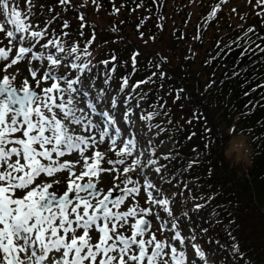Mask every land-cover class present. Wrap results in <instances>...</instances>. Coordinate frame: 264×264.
Listing matches in <instances>:
<instances>
[{
    "label": "snow or ice",
    "instance_id": "snow-or-ice-1",
    "mask_svg": "<svg viewBox=\"0 0 264 264\" xmlns=\"http://www.w3.org/2000/svg\"><path fill=\"white\" fill-rule=\"evenodd\" d=\"M59 2L68 4V0ZM249 5L264 21V0H249ZM25 6L26 11H21L16 0H0V31L7 26L9 42L14 41L7 50L0 47V63L4 64L7 73V69L17 65L18 61L27 59L33 62L29 71L35 81V87H32L26 78L17 87L14 84L17 74H5L0 79V264H196L195 257H199L201 264H215L213 254L197 243L195 230L185 236L180 227L185 220L190 223V214L205 205L195 203L183 209V215L174 214L175 197L182 194H164L148 175L150 168L158 175L163 173L167 165H160L159 160H171L173 156L155 157L150 144L141 150L135 138H122L119 127L115 128L114 136L110 135L109 126L116 124L114 115L107 110L97 113L96 103L91 100L87 104L90 114L100 115L103 127L85 114V110L78 106L79 97L81 93L84 97L89 96L95 78L90 79L85 89L83 77L93 71L97 76L101 75L99 64L89 59L88 47H77V41L67 44L68 33L48 37L47 43L41 45L40 41L48 34L34 30L29 19L34 15L35 0H25ZM219 11V5L212 8L210 17L215 18ZM79 19L85 21V16L80 15ZM65 27H68L67 23ZM112 31L115 32V28ZM80 35H84L83 31ZM244 35L250 43H255L251 36L262 39L254 26L248 27ZM12 48L16 51L14 58L10 59ZM261 51L264 52V48ZM110 55L116 59L115 54ZM138 55L140 53L136 51L131 57L132 74L138 71ZM100 63L104 64V83L109 88L98 90L96 101L105 99L116 70V65L108 69L107 61ZM61 66L70 68L77 75L72 77L71 72L61 73ZM153 66L159 68L160 62ZM160 76L163 78L164 73L161 72ZM48 81L52 82L51 86L41 88L42 82ZM127 85L128 79L124 78L119 91L124 92ZM143 98L129 95V99ZM117 104L118 99L113 96V111ZM131 115L129 109L125 112V120ZM152 118L145 116V119ZM76 126L88 135L77 134ZM94 129L99 130L98 139L91 135ZM105 138L113 148L122 145L115 153L117 157L137 154L133 167H123V173L133 171L136 177H144L142 183L147 193V207L117 210L127 196L141 191L139 179L126 177L122 181L126 187L113 198L111 190L105 192L91 178L100 171L102 155L101 151H95L90 162L85 153H91L94 145H104ZM68 154L76 156L74 163L62 159ZM140 157H146V162L142 163ZM106 163L115 168L124 165L125 159H109ZM77 164L82 169L79 172L75 171ZM62 173L67 174V186L58 194V188L51 189L61 184ZM85 177L89 179L85 180ZM165 182L168 181L162 178L161 183ZM162 212L165 218H162ZM149 217L158 222L155 231L152 230L153 219ZM213 218L208 222L212 223ZM216 223L220 221L217 219ZM94 232L98 234L95 242ZM156 232L168 235L161 240ZM201 232L206 234L208 229H201ZM190 241L194 252L191 262ZM231 252L233 256L242 255L235 243Z\"/></svg>",
    "mask_w": 264,
    "mask_h": 264
},
{
    "label": "trees",
    "instance_id": "trees-1",
    "mask_svg": "<svg viewBox=\"0 0 264 264\" xmlns=\"http://www.w3.org/2000/svg\"><path fill=\"white\" fill-rule=\"evenodd\" d=\"M96 1L104 5V0ZM133 1L142 0L111 1L120 8V18L111 23L115 32L106 31L118 36L115 44L105 45V55L115 54L118 70L123 68L114 73L115 81L127 78L135 86L134 95L144 97L139 99L143 112H154L158 124L163 123L164 138L175 142L178 154L159 162L167 165L165 180L171 177L170 185L182 194L178 197L205 205L190 215L184 229L188 234L194 229L205 240L206 234L198 231L207 228L214 238L211 227H217L218 235L235 243L251 264H264V80L253 75L255 60L264 55V21L237 0H148L143 10ZM51 4L44 5V15ZM105 5L110 6L108 0ZM217 5L220 11L211 18ZM250 26L262 37L251 36L255 43L244 35ZM136 51L138 71L132 74ZM157 59L159 68L153 66ZM161 89H169L171 104ZM229 129L249 138L250 166H231L225 159ZM192 216L199 226L191 223ZM212 217V223L205 222Z\"/></svg>",
    "mask_w": 264,
    "mask_h": 264
},
{
    "label": "rangeland",
    "instance_id": "rangeland-1",
    "mask_svg": "<svg viewBox=\"0 0 264 264\" xmlns=\"http://www.w3.org/2000/svg\"><path fill=\"white\" fill-rule=\"evenodd\" d=\"M79 3V0L76 1ZM249 3V0H245L243 1V4H247ZM82 4H80L74 11L76 12L75 17H77L78 13L82 11ZM98 14H96L95 12L91 13V16L89 19H87L88 22L92 23L93 25H97L98 28H101V31H98V28H91L89 27V25L87 23H85L84 25V30H91L92 35H94L93 41L97 42V39L101 36L103 38V33H104V25H105V15L106 12H104L102 10V12L97 11ZM72 15V13H71ZM74 18V16H73ZM94 18V19H93ZM3 34H0V42L3 40V37H1ZM3 43V42H2ZM12 46H9L7 48H5L6 50L8 48H11ZM99 51H94L91 50L90 53V57L94 58L98 55ZM12 53H10L11 56ZM29 66V65H27ZM4 65H2V63H0V79L3 73L5 72ZM3 70V71H2ZM261 70L264 71V65L261 67ZM18 69H15L13 66H11L10 68L7 69V74H17V79L14 81V84L19 87L22 82L24 81V79H28L29 84L32 87H35V81L31 78V75L29 73V71L27 72V67L24 68L23 73H19L17 72ZM74 77L77 75V73L74 71ZM40 75V74H38ZM83 85L84 88L87 89L88 85H89V81L90 78H85L83 77ZM51 81L48 82H42L41 84V88L43 87H49L51 86ZM109 87L106 86L104 83L98 82L95 83L94 88L89 90V99H86V97L83 96V94H80V104L78 105L79 107L83 108L85 110V114H89V118L92 119L94 122L96 123H101V127H103L102 124V117L98 114H90L91 110L88 109L87 104L88 102L91 100L92 102L96 103V107H97V111L103 112L105 110H107L109 112L110 115H114V118L116 120V124L115 126H109L108 131L110 133V135L114 136L115 133V128L119 127L121 129V136L124 139H128V138H135L134 136H136V140L138 141V147L143 150L144 148L148 147V145L145 143V140L143 138V134L146 133V135L149 137L150 142H153V144L155 143V134L154 131H149V130H145L142 126H137V129H135L134 135L131 137H129L128 135L131 134V131L128 130V128L126 127V121H121L119 119V114L116 115L115 113L111 112L110 106L108 105L109 101L112 100L113 96H116L118 99V104L117 107L122 106L125 103V99L127 98V95H123L119 90L121 88L118 89H112L110 88V90H107L105 93V99L103 101H96L95 100V96L98 90L100 89H108ZM264 89V86H263ZM38 91L40 89H37ZM125 97V98H123ZM124 99V100H123ZM132 115L128 118V122L131 124V126H135L136 124H138V121H136L137 116L135 114V112L132 110L131 111ZM77 127V134L80 135H88V133H85L83 131V129L79 128V126ZM138 130V133H137ZM98 133L99 130L98 129H94L91 132V135L96 136L98 139ZM19 135V134H17ZM138 138V139H137ZM106 143L104 145H94L92 146L93 151L91 153H85L86 156L90 157V162H91V158L94 157V153L95 151H101V155H102V159L100 161V171L97 173V177H91L94 182L97 183V186L102 188L105 192H107L108 190H111L112 192H116V193H121V191L126 187L122 181L126 178V177H134L137 178L141 181V191L138 194H133L130 196H127L125 198V201L122 205L119 206V208H117V210H127L128 207H133V206H139V207H147V193L143 188V176H139L136 177L135 173L133 171H130L128 173H123V167H133V161L137 158V154L134 153L133 156L131 157H117L115 155V153L119 150L120 147H122V145L118 144L115 148L110 146V143L108 141L107 138H105ZM161 149H162V156H165L166 154H169L171 152V149H173V145L172 143L168 142V143H163L161 145ZM151 150L155 153L154 148H151ZM155 157H156V153H155ZM120 158H124L125 159V164L124 165H117L115 168L112 165H109L106 163L107 160L112 159V160H116V159H120ZM63 160L69 161V162H75L76 161V156L72 155V154H68L65 157L62 158ZM83 159V158H81ZM142 163L146 162V157H140ZM81 167L79 164H77L75 171L79 172L81 171ZM61 176L64 177V179L62 180L61 184L58 186H54V189L51 190H56L57 188L59 189L58 194L62 193L63 191L66 190V186H67V174L62 173L60 174ZM148 175L152 178L153 180V171L150 168V170H148ZM89 179V177H85V180ZM155 184L157 183L156 180H154ZM164 191H166L165 189H163ZM167 192V191H166ZM166 192H163L164 194H167ZM174 191L171 192V194H173ZM172 211L174 214H179V215H183V212L180 209H176L174 208V206H172ZM175 211V212H174ZM162 218H165V214L162 212L161 213ZM149 219H153V224H152V230L155 231L157 226H158V222H156L154 220V218L149 217ZM183 224V222L180 224ZM262 230H264V228H261ZM93 241L95 242L98 239V234L97 233H93ZM157 238L163 240L165 238L166 235H168V233H164L161 234L160 232H156ZM160 235V237L158 236ZM220 256V253L218 254Z\"/></svg>",
    "mask_w": 264,
    "mask_h": 264
},
{
    "label": "clouds",
    "instance_id": "clouds-1",
    "mask_svg": "<svg viewBox=\"0 0 264 264\" xmlns=\"http://www.w3.org/2000/svg\"><path fill=\"white\" fill-rule=\"evenodd\" d=\"M231 137L224 150L225 159L231 166H250L252 163L253 150L249 138L243 133H234L232 129L228 130ZM139 161L136 164L139 165Z\"/></svg>",
    "mask_w": 264,
    "mask_h": 264
}]
</instances>
